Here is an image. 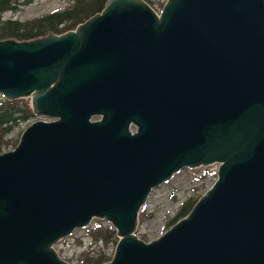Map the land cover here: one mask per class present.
Returning <instances> with one entry per match:
<instances>
[{
  "label": "water",
  "instance_id": "obj_1",
  "mask_svg": "<svg viewBox=\"0 0 264 264\" xmlns=\"http://www.w3.org/2000/svg\"><path fill=\"white\" fill-rule=\"evenodd\" d=\"M0 93L50 118L0 154V264H70L53 245L93 218L120 235L104 264H264V0H108L0 38ZM215 162L186 217L136 235L155 187Z\"/></svg>",
  "mask_w": 264,
  "mask_h": 264
},
{
  "label": "trees",
  "instance_id": "obj_2",
  "mask_svg": "<svg viewBox=\"0 0 264 264\" xmlns=\"http://www.w3.org/2000/svg\"><path fill=\"white\" fill-rule=\"evenodd\" d=\"M35 0H0V38L4 39L14 35L21 40L39 37L49 32L64 33L75 30L99 11H103L108 0H66V6L53 11L22 19L14 14L22 6L29 5ZM156 11L164 6V1L146 0ZM7 12L13 13L6 16ZM24 97L8 99L0 96V153L3 147L15 141L11 137L13 131L19 125L28 122L35 116L34 110ZM20 140L16 141V146ZM199 201V195L189 196L181 205L171 223H177L186 217ZM87 235L92 243L87 250L78 256L77 264H104L113 259V252H109L111 246L117 247L120 240L118 229L108 221H91L87 226ZM139 234L145 237L139 231ZM141 239V238H140Z\"/></svg>",
  "mask_w": 264,
  "mask_h": 264
},
{
  "label": "rangeland",
  "instance_id": "obj_3",
  "mask_svg": "<svg viewBox=\"0 0 264 264\" xmlns=\"http://www.w3.org/2000/svg\"><path fill=\"white\" fill-rule=\"evenodd\" d=\"M157 1H164V5L168 2V0H155V2ZM66 4V0H35L31 4L19 8L14 15L22 19L32 18L58 8H63ZM162 8L159 7L158 13H160ZM12 14L11 12H7L6 16ZM1 95L3 94L0 93ZM24 98L28 100V97ZM30 104L32 105V98L30 99ZM44 119L47 120L48 118L36 114L28 122L16 127L11 134V137H14L15 141L3 147L1 152L5 153L15 149L17 147L15 143L21 139L24 131L34 122ZM217 167V162L208 166L186 167L173 174L169 180L155 187L140 211L136 235L148 243L157 240L171 229L176 223L172 224L170 221L176 215L182 203L191 195H199V199H201L206 191L214 186L218 177ZM99 219L105 221L101 218H93L92 221ZM86 230L87 227L76 228L69 235L54 243L53 248L61 260L70 264H77L78 256L83 254L92 243ZM139 231L145 235L144 238L139 234ZM116 248L111 246L109 249V252H113L115 249L113 256L115 255Z\"/></svg>",
  "mask_w": 264,
  "mask_h": 264
},
{
  "label": "flooded vegetation",
  "instance_id": "obj_4",
  "mask_svg": "<svg viewBox=\"0 0 264 264\" xmlns=\"http://www.w3.org/2000/svg\"><path fill=\"white\" fill-rule=\"evenodd\" d=\"M94 119H101L102 118V116H94L93 117ZM136 129V125L135 124H131V130H135Z\"/></svg>",
  "mask_w": 264,
  "mask_h": 264
},
{
  "label": "built area",
  "instance_id": "obj_5",
  "mask_svg": "<svg viewBox=\"0 0 264 264\" xmlns=\"http://www.w3.org/2000/svg\"><path fill=\"white\" fill-rule=\"evenodd\" d=\"M217 168H219V164H218V167Z\"/></svg>",
  "mask_w": 264,
  "mask_h": 264
}]
</instances>
